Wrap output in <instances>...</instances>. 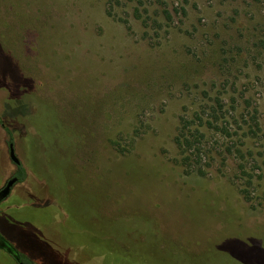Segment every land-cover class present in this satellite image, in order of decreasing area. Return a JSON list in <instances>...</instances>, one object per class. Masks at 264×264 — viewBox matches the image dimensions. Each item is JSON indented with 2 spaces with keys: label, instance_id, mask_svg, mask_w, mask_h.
Here are the masks:
<instances>
[{
  "label": "rangeland",
  "instance_id": "obj_1",
  "mask_svg": "<svg viewBox=\"0 0 264 264\" xmlns=\"http://www.w3.org/2000/svg\"><path fill=\"white\" fill-rule=\"evenodd\" d=\"M216 98L186 172L179 118ZM8 142L51 204L0 205L30 264H264V0H0V187Z\"/></svg>",
  "mask_w": 264,
  "mask_h": 264
},
{
  "label": "trees",
  "instance_id": "obj_2",
  "mask_svg": "<svg viewBox=\"0 0 264 264\" xmlns=\"http://www.w3.org/2000/svg\"><path fill=\"white\" fill-rule=\"evenodd\" d=\"M208 99V98H207ZM209 100L204 101V105H201L193 114L191 117L188 115H182L179 118L178 127L176 130V134L174 136V142L177 146L178 150V163L180 166L183 167V169L187 172L188 169L189 172H193L196 174H203V166L210 165L208 162L204 163V165H201V159L208 158L207 152H206V131L207 129H215L218 128L216 125V120H218V116L216 115L217 110L215 105L218 106L219 109H221V105H219V101L216 98L215 104L210 105L206 103ZM222 119L226 124L229 122V115L226 112H222L221 115ZM225 132V131H222ZM253 132V131H250ZM228 136H230L229 133L225 132ZM193 168V170H191ZM23 170H19L18 174L20 176H23ZM47 171V170H46ZM47 179V178H46ZM247 181L251 182V176H247ZM54 182V181H53ZM247 185L243 187L239 192L242 195V197L245 199V201H249V196L246 194L247 192ZM43 217L45 216V213L42 214ZM48 220L50 221V216L47 212ZM47 217L42 219L47 221ZM52 221V219H51ZM65 234H68L70 236H78V234H75L74 232H71L68 230L65 232ZM63 244V243H60ZM75 245V244H71ZM3 260V259H2ZM25 261L27 264H30V261L25 258ZM4 264H8L3 260Z\"/></svg>",
  "mask_w": 264,
  "mask_h": 264
},
{
  "label": "flooded vegetation",
  "instance_id": "obj_3",
  "mask_svg": "<svg viewBox=\"0 0 264 264\" xmlns=\"http://www.w3.org/2000/svg\"><path fill=\"white\" fill-rule=\"evenodd\" d=\"M11 144L12 146V150H13V153H14V147H13V144L11 142H8V153H9V158H10V147L9 145ZM15 154V153H14ZM11 160V159H10ZM18 160V163H13L16 170L15 172L4 182V184L0 187V191L6 186L7 182L12 179V178H15V181L13 182V184L9 187L8 189V193L5 197L1 198L0 199V205H5L7 202H8V198L10 196H14L13 197H16V199L20 202V205L14 207V208H21V209H24V210H28L29 208H33V207H36L37 210H38V214H40L39 216H42L43 217V213H45L44 211L48 212V208L49 206H51L50 204V199L48 198H45V200L43 199L42 201L40 202H37V203H34V204H30L28 201H22V199L19 197V195H17V193L14 192L13 190V187L18 184V182H20L22 176H20L18 174L19 170H23L21 168V162L20 160L17 158ZM23 172V171H22ZM13 191V192H12ZM15 202V201H14ZM14 204V203H13ZM6 206V205H5ZM43 209V211H42ZM45 218V217H43ZM51 220V219H50ZM49 220L47 219V222ZM52 222V221H51ZM54 222V221H53ZM55 223V222H54ZM47 225V223L45 224ZM48 227H51V228H55V229H59V230H62L63 229V225L62 224H59V223H55L54 225H50L48 224L47 225V228ZM67 231L70 230L71 232H74L75 234H79L81 232V228L74 224L73 227L71 228H66ZM0 236L10 245H8L7 243L6 246L8 248H13L15 251H17V249L11 244V242H9L6 238H4L2 236V234L0 233ZM1 241L0 242V258L3 259L6 263L8 264H27L26 261H25V257L23 256V254H21L20 252L17 251L18 253V256H19V260L11 253L9 252L6 248H5V245L3 244L5 241Z\"/></svg>",
  "mask_w": 264,
  "mask_h": 264
},
{
  "label": "water",
  "instance_id": "obj_4",
  "mask_svg": "<svg viewBox=\"0 0 264 264\" xmlns=\"http://www.w3.org/2000/svg\"><path fill=\"white\" fill-rule=\"evenodd\" d=\"M9 147H10V159H11V161L13 162V163H18V160H17V158L15 157V155H14V153H13V150H12V146H11V144L9 145ZM15 181V178H12V179H10L8 182H7V184H6V186L0 191V199L1 198H3V197H5L6 195H7V193H8V189H9V187L13 184V182ZM4 239L0 236V242L1 241H3ZM5 241V240H4ZM5 243H7L6 241L3 243L4 245H5V248L9 251V252H11L18 260H19V256H18V253H17V251H15L13 248H8L7 246H6V244ZM8 244V243H7ZM9 245V244H8ZM10 246V245H9Z\"/></svg>",
  "mask_w": 264,
  "mask_h": 264
}]
</instances>
